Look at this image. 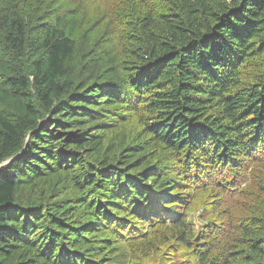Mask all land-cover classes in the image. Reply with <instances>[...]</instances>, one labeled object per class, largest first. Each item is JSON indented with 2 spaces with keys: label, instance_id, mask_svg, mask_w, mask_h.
Instances as JSON below:
<instances>
[{
  "label": "trees",
  "instance_id": "trees-1",
  "mask_svg": "<svg viewBox=\"0 0 264 264\" xmlns=\"http://www.w3.org/2000/svg\"><path fill=\"white\" fill-rule=\"evenodd\" d=\"M216 2L181 0L180 11L159 15V33L146 23V48L127 82L143 111L134 115L140 130L119 141L109 134L122 117L98 111L123 103L118 91L95 84L67 90L63 79L75 48L63 15L57 11L28 33L25 16L42 1H8L0 14V163L15 157L0 167V264H102L121 213L135 219L121 227L136 237L144 229L136 223L167 217L183 229L182 240L193 236L185 212L191 192H178L191 185L163 180L152 166L163 154L194 179L208 169L203 184L216 169L242 178L241 160L264 163L256 160L264 151V72L242 82L248 61L264 56V0ZM248 175L245 185L255 180ZM226 182L217 183L223 191L235 186ZM160 185L163 192L150 193ZM252 187L255 207L264 206V184ZM254 216L230 225L239 249L222 248L208 259L230 243L221 237L197 242L194 258L264 264V219ZM105 221L111 227L102 238L97 232ZM216 232L217 225L210 230Z\"/></svg>",
  "mask_w": 264,
  "mask_h": 264
},
{
  "label": "rangeland",
  "instance_id": "rangeland-1",
  "mask_svg": "<svg viewBox=\"0 0 264 264\" xmlns=\"http://www.w3.org/2000/svg\"><path fill=\"white\" fill-rule=\"evenodd\" d=\"M8 1L0 0V14L8 5ZM41 1L39 11L31 10V14L25 16L28 33L32 32L40 21L49 18L57 11L63 15L65 24L72 31L75 48V57L69 63L68 74L63 79L67 90L78 92L95 84L102 89L118 91L123 103H116L106 108L100 107L98 111L105 118L122 117L120 121L111 125L114 129L109 134V140H131L140 130L134 115H142L143 111L137 110L141 107L137 99L138 95L127 86L128 80L135 74V71L130 70L129 67L141 63L137 56L146 48L144 34L146 23L151 21L150 30L159 33L161 31L159 15L180 11L181 0H83V3L82 0ZM206 1L209 6L217 4L216 0ZM14 60L15 63L17 61L21 63L22 59L14 57ZM263 72L264 56L262 55L248 61L242 73V82L253 83ZM257 159L264 160V151L256 152ZM250 160L244 159L239 163L243 177L237 178V181L230 172L223 174L216 169L208 177H204L207 181L203 184V181L201 183L198 181L199 178L203 179V172H209L205 167L200 168L202 172L200 177L194 179L184 165H176L168 155L159 156L152 162V166L157 169L156 172L164 174L163 180L175 181L174 184L178 186L191 185V190L188 188L178 192H191L192 202L188 204L185 212L186 225L193 230V236L186 235L182 240L185 234L183 229L173 227L175 220L167 217L161 223L151 225L136 223L137 227L144 226L143 233H139L141 231L139 229L136 237L132 235V229L121 227L122 222H134L135 219L131 218L130 214L121 213L118 216L121 218L120 225L116 223L112 229L115 239L111 241L114 245L99 261L104 258L102 264H203L199 263L198 258H194L195 244L197 242L206 244L221 237V239L228 237L230 243L226 247L219 246L211 251L208 259L216 256L219 250L221 254L222 248L233 246L239 249L230 237L233 234L230 225H238L242 220L238 219L247 215L264 219V206L258 202L256 207L254 205V198L258 192L251 193L252 186L264 184V163H253V160ZM180 171L186 181L180 179L182 175L180 177L176 175ZM246 172L251 174L248 175L249 180L251 177L255 180L245 185ZM225 181L235 186L229 191H223L217 183ZM149 190L150 193L163 192L162 185L151 187ZM70 193L71 191L66 194ZM176 210L177 207L173 205L167 213L172 214ZM215 225L217 229L220 227V233H210ZM103 227L106 228L97 232V236L102 238L108 235L107 231L111 225L105 221ZM202 234L203 236L199 237ZM143 242L146 244H142Z\"/></svg>",
  "mask_w": 264,
  "mask_h": 264
},
{
  "label": "water",
  "instance_id": "water-1",
  "mask_svg": "<svg viewBox=\"0 0 264 264\" xmlns=\"http://www.w3.org/2000/svg\"><path fill=\"white\" fill-rule=\"evenodd\" d=\"M15 156L11 157L10 159L0 163V167L3 166L4 164H6L7 162L11 161Z\"/></svg>",
  "mask_w": 264,
  "mask_h": 264
}]
</instances>
